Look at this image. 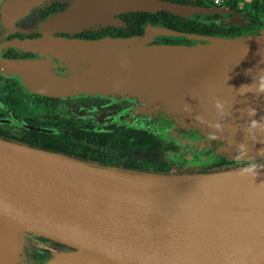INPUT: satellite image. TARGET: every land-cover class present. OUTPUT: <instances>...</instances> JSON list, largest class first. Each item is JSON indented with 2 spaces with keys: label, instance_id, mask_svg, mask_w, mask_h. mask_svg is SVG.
Wrapping results in <instances>:
<instances>
[{
  "label": "water",
  "instance_id": "95a60500",
  "mask_svg": "<svg viewBox=\"0 0 264 264\" xmlns=\"http://www.w3.org/2000/svg\"><path fill=\"white\" fill-rule=\"evenodd\" d=\"M159 11L189 12L162 0H70L49 23L76 33L114 15ZM152 34L197 43L149 45ZM29 45L45 59L4 62L1 71L32 92H117L139 99L136 110L152 106L209 127L234 153L245 148L239 166L173 175L89 164L0 139V264L31 253L49 255L43 264H264V167L240 172L250 159L264 165V91H257L264 31L200 37L147 26L142 37L49 33Z\"/></svg>",
  "mask_w": 264,
  "mask_h": 264
},
{
  "label": "flooded vegetation",
  "instance_id": "af4514ba",
  "mask_svg": "<svg viewBox=\"0 0 264 264\" xmlns=\"http://www.w3.org/2000/svg\"><path fill=\"white\" fill-rule=\"evenodd\" d=\"M162 1L182 5L189 12L187 16L129 12L68 33L54 31L49 22L68 8L70 0H0V139L89 164L155 174H211L239 166L240 155L226 140L182 114L152 106L136 110L142 106L139 99L117 92L44 96L1 71L4 62L45 59L31 50L29 42L49 33L64 39L100 40L142 37L147 26L200 37H212L208 28L214 25L232 29L222 34L228 38L264 31L263 19L254 17L257 14L248 2H236L239 13L213 0ZM221 7L225 12L214 13ZM146 40L149 45L197 43L153 34ZM48 259L49 255L31 253L18 264H43Z\"/></svg>",
  "mask_w": 264,
  "mask_h": 264
},
{
  "label": "trees",
  "instance_id": "16d2710c",
  "mask_svg": "<svg viewBox=\"0 0 264 264\" xmlns=\"http://www.w3.org/2000/svg\"><path fill=\"white\" fill-rule=\"evenodd\" d=\"M236 2H238V0H226V3L224 5L232 6L235 9L234 5L236 4ZM248 6L250 7L251 10H255L257 15H255L254 17L257 19H259L261 17L263 19V23H264V0L251 1L248 3ZM235 10H237L239 13L242 12V10H238V9H235ZM165 15L167 17L171 16L170 14H166V13H165ZM136 22L138 23V25L140 24L139 23L140 21H136ZM248 27H250V26H248ZM208 31H209L210 35H213L212 37H223V35H222L223 33H229L233 30L232 29L226 30V29H223L222 27H220L218 25H214V26L208 28ZM246 35H248V34H246ZM239 36H241V35H239ZM235 37H238V36H235ZM235 37H233V38H235ZM224 38H228V37H224ZM59 154L63 155V153H59ZM64 155L66 156V154H64ZM104 167H106V166H104ZM36 238L40 239L44 242H48L45 239H41L38 237H36Z\"/></svg>",
  "mask_w": 264,
  "mask_h": 264
},
{
  "label": "clouds",
  "instance_id": "9594fccd",
  "mask_svg": "<svg viewBox=\"0 0 264 264\" xmlns=\"http://www.w3.org/2000/svg\"><path fill=\"white\" fill-rule=\"evenodd\" d=\"M264 80V77H258L257 79V91H264V83L261 81ZM246 85H242L240 88H244ZM215 106L217 108L221 107V104L219 101L216 102ZM255 113V109H249V115H253ZM258 124V121L253 119L250 121V127H256ZM216 127H219V125H216ZM240 152L239 155H244V148L245 146L243 144L239 145ZM259 167H264V165H258L254 160H248V162L240 169L241 174H248V175H255L256 170Z\"/></svg>",
  "mask_w": 264,
  "mask_h": 264
},
{
  "label": "built area",
  "instance_id": "2783aa9c",
  "mask_svg": "<svg viewBox=\"0 0 264 264\" xmlns=\"http://www.w3.org/2000/svg\"><path fill=\"white\" fill-rule=\"evenodd\" d=\"M251 1H256V0H238V2H251ZM215 5H224L226 3V0H213Z\"/></svg>",
  "mask_w": 264,
  "mask_h": 264
},
{
  "label": "rangeland",
  "instance_id": "374dc122",
  "mask_svg": "<svg viewBox=\"0 0 264 264\" xmlns=\"http://www.w3.org/2000/svg\"><path fill=\"white\" fill-rule=\"evenodd\" d=\"M28 255V254H27ZM21 257H23V256H21Z\"/></svg>",
  "mask_w": 264,
  "mask_h": 264
}]
</instances>
